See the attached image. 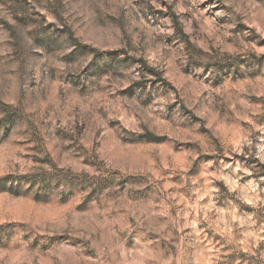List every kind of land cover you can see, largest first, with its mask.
<instances>
[{
	"label": "rangeland",
	"instance_id": "rangeland-1",
	"mask_svg": "<svg viewBox=\"0 0 264 264\" xmlns=\"http://www.w3.org/2000/svg\"><path fill=\"white\" fill-rule=\"evenodd\" d=\"M0 264H264V0H0Z\"/></svg>",
	"mask_w": 264,
	"mask_h": 264
}]
</instances>
